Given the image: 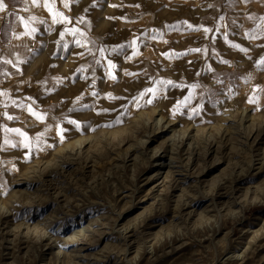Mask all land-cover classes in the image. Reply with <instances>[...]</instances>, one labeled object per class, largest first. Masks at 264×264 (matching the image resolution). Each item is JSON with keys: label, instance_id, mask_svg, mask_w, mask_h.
Wrapping results in <instances>:
<instances>
[{"label": "rangeland", "instance_id": "374dc122", "mask_svg": "<svg viewBox=\"0 0 264 264\" xmlns=\"http://www.w3.org/2000/svg\"><path fill=\"white\" fill-rule=\"evenodd\" d=\"M44 5L0 39V264H264V0Z\"/></svg>", "mask_w": 264, "mask_h": 264}, {"label": "snow or ice", "instance_id": "6c2138e0", "mask_svg": "<svg viewBox=\"0 0 264 264\" xmlns=\"http://www.w3.org/2000/svg\"><path fill=\"white\" fill-rule=\"evenodd\" d=\"M32 2L35 4V3L37 2V0H32ZM44 6L48 9V11H49L50 13L53 14V21H54V22H56V23H60V22H69V23H70V22H71V21H70V18L67 17V16H65L64 13L59 12V11H54V9H55V0H45V5H44ZM67 6H68L67 3H65V7H67ZM7 7H8V5L4 2V0H0V12H5V11L7 10ZM57 18H59V19H57ZM21 19H23V18H21ZM80 19H81V22H82V21H83V18L81 17ZM261 21H262V23H264V18H261ZM27 27H28V25L25 24V28H27ZM170 27H175V26H170ZM188 27H189V28H192L193 26H192V25H188ZM32 31H35V29H32ZM69 31H71L72 34L75 35L76 32L78 31V29H76V28H72V29H70ZM204 31H205V32H208V31H210V29H207V28H206V29H204ZM29 34H30V33H29ZM154 38H155V37H154ZM251 38L255 39L256 37L253 35ZM77 43L79 44V41H77ZM135 43H136V41H133V42H132L133 45H135ZM241 50H242V51H246V49H241ZM114 51H115V50H114ZM192 51L199 52L200 49H193ZM134 54H138V52H137V53H134ZM108 66H109V68L111 69V68H114V67H115V64H113L112 61L109 60V61H108ZM257 66H258V67H260V66H264V58H262V59L259 61V63H258ZM109 76H110L111 79H115V78H116L111 72H109ZM157 83L160 84V85H171V84H173L172 81H158ZM191 87H192L193 89H195L197 86H196V85H192ZM158 91H159L158 88H151V87H150V88L145 89V91L142 92V93L140 94V97L137 98V102H138L139 99H142V98H143L145 95H147V94H152L153 96H155V95L157 94ZM93 95H95V93H93ZM250 102H251V103H255L256 100H251ZM147 103H152V100H148ZM27 110H28V111H29V112H30V113H31V114H32L37 120L43 121V120L45 119V116L42 115L41 113L36 112V111L31 107V105H28V106H27ZM8 119H12V117L9 116ZM71 122H72V123H76L75 121H71ZM8 131L16 132L19 136L23 137V141H22V143H23V145H24L25 148H30V147H31V143H30V141H29V137H28L27 133L22 132L20 129H9ZM60 134H61V139H63V129L60 130ZM41 135H43V134H41ZM38 139H39V138H38ZM6 143H7V141H6ZM13 147H15V145H13Z\"/></svg>", "mask_w": 264, "mask_h": 264}, {"label": "crops", "instance_id": "0c3cea01", "mask_svg": "<svg viewBox=\"0 0 264 264\" xmlns=\"http://www.w3.org/2000/svg\"><path fill=\"white\" fill-rule=\"evenodd\" d=\"M26 0H5L7 14L0 25L1 42L10 43L13 37L15 18L25 5Z\"/></svg>", "mask_w": 264, "mask_h": 264}]
</instances>
